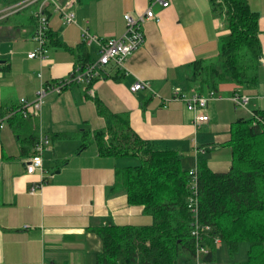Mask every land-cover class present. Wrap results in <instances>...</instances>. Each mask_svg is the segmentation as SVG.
Here are the masks:
<instances>
[{
	"label": "crops",
	"instance_id": "0c3cea01",
	"mask_svg": "<svg viewBox=\"0 0 264 264\" xmlns=\"http://www.w3.org/2000/svg\"><path fill=\"white\" fill-rule=\"evenodd\" d=\"M2 1L0 11L25 0ZM168 1V7L153 6L160 21L144 24L145 43L129 57L126 72L111 63L89 87L94 95L84 85H71L61 94H50L40 111L25 118L20 133L10 120L0 132V264H96L102 243L92 229L151 223L142 206L128 202L125 191L112 190L116 169L128 166L122 157L100 156L95 143L80 151L84 131L106 126L95 98L113 113H127L134 131L152 148L179 153L185 170L194 169L199 160L215 172L231 168V159L216 161L209 152L213 146L231 155L226 143L232 123L264 109V0H249L252 11L260 16L263 48L257 87L221 84L218 98L203 111L209 121L199 127L184 102L171 101L164 107L155 94L170 99L177 87L185 92L180 83L185 84V93L192 94V63L215 58L220 38L229 30L224 19L213 13L210 0ZM151 2L75 0L72 24L64 23L50 4L53 43L48 45L47 60L28 58L36 49L35 5L0 19V115L18 108L22 99L34 101L43 84L77 72V55L70 48L84 42V31L100 38L119 37L126 29L125 15L142 14ZM29 8H34L32 15L23 14ZM87 46L93 62L98 47ZM137 80L148 82L150 88L131 92ZM235 92L250 97L246 108H237L230 100ZM40 134L50 139L42 155L45 171L29 174L26 164L34 146L31 143L23 152L22 144ZM36 186L38 192L31 194Z\"/></svg>",
	"mask_w": 264,
	"mask_h": 264
},
{
	"label": "trees",
	"instance_id": "16d2710c",
	"mask_svg": "<svg viewBox=\"0 0 264 264\" xmlns=\"http://www.w3.org/2000/svg\"><path fill=\"white\" fill-rule=\"evenodd\" d=\"M210 1L213 13L224 19L229 33L220 38L215 58L192 63L191 88L202 94L216 91L223 83L256 88L263 55L259 14L252 11L249 0ZM70 50L77 55L76 70L92 63L84 42ZM94 101L106 126L84 131L80 151L95 143L102 157L137 158L138 164L116 169L112 190L125 191L128 202L142 206L151 219L150 224L141 226L92 229L102 243L96 264H179L182 253L196 259L200 241L210 250L201 261L212 263L217 237L231 255L241 243H249L248 258L239 264H264V109L232 123L226 143L232 151L228 171L215 172L206 161H198V216H194L188 206L192 176L183 168L179 153L152 148L134 131L127 113H113L101 100ZM10 111H16L10 121L20 133L25 117L17 108L3 111V115ZM36 142L37 138L31 137L22 144V151L31 143L35 147ZM197 227L209 230L196 238L192 232Z\"/></svg>",
	"mask_w": 264,
	"mask_h": 264
},
{
	"label": "built area",
	"instance_id": "2783aa9c",
	"mask_svg": "<svg viewBox=\"0 0 264 264\" xmlns=\"http://www.w3.org/2000/svg\"><path fill=\"white\" fill-rule=\"evenodd\" d=\"M75 0H67L65 5H60L56 0H25L18 5L11 6L3 11H0V19L3 17L14 14L27 8L29 6L35 5V20H36V30L33 36V40L38 43V47L28 54L29 59H41L47 60L49 58L48 49V35L50 32V18L48 15L47 8L52 4L61 17L64 23L72 24L75 23V13L72 11ZM159 4L163 7H168L170 5L168 0H152L150 7L142 14L127 13L125 15L126 29L125 32L115 38H100L89 34L84 31V42L87 45L95 44L98 47V58L87 65L82 70L71 74L68 78L60 79L53 84H43L37 92V97L34 101H28L26 99L21 100L20 106L17 111L21 112L25 118L29 117L30 113L38 112L46 103V98L50 94H61L69 86L78 84L87 87L89 94L94 95V92L90 90V86L94 81L101 77L105 68L111 63L115 64L119 70L127 71L126 63L129 57L143 46L145 43L146 35L144 32V24L148 21H160V17L154 12L153 6ZM150 88L148 82L143 80H137L133 85H131L130 90L133 93L140 92L144 89ZM162 100L163 106L166 107L171 101H181L184 102L188 111L194 113V123L196 126H200L203 122L209 121V116L204 114L203 111L206 109L210 100H214L217 97V92L215 90H209L206 93H200L194 91L192 94L188 95L183 92L179 87L175 88L174 95L170 99H164L160 95L155 94ZM230 100L234 103L237 108H246L250 102V97L243 95L240 92H235ZM16 111H10L5 115H0V132L5 128L7 122L15 114ZM50 144V139L48 136L40 134L37 137V142L34 147V154L28 160L26 164V169L29 174L34 173H44L43 164V153L47 146ZM197 167V166H196ZM196 167L190 171L192 176V195L188 200V206L190 211L194 216H198V200H197V170ZM39 187L36 186L31 189V194H36ZM209 227H197L194 229L193 236L200 238L201 232L208 231ZM221 240L217 237L215 243H220ZM210 250L206 244L198 243L196 260L197 264L201 262L203 256L209 254Z\"/></svg>",
	"mask_w": 264,
	"mask_h": 264
},
{
	"label": "rangeland",
	"instance_id": "374dc122",
	"mask_svg": "<svg viewBox=\"0 0 264 264\" xmlns=\"http://www.w3.org/2000/svg\"><path fill=\"white\" fill-rule=\"evenodd\" d=\"M7 1H10V0H7ZM66 2H67V0H65L63 2H58V3L63 6V5H65ZM2 3H3V1L0 0V4H2ZM33 9L34 8H29V9L25 10L23 12V14H28V16H31L33 11H34ZM35 45H36V48H37L38 47V43L35 42ZM180 85L184 89L185 92H188V90L184 86L185 84L180 83ZM188 95H190V94H188ZM252 104L253 103H251L248 108H250V106ZM211 147L214 150L210 151L209 153H210V155L212 153H214V160L220 161V162L230 161V159H231V155L230 154L228 155V154H226L223 151H217L216 147H214V148H213V146H211ZM202 156L205 157L204 155H201V158H202ZM120 160H121V162H123L124 164H126L128 166L136 165V164L139 163L138 159L137 158H133V157H122V158H120ZM181 163H183V161ZM193 167H191V168H193ZM249 247H250V245H249L248 242H243V243L240 244V246L238 248V251L234 255H231L229 253L227 245L225 243H223V242H220V243H218L216 245V250H215V252H216V260L214 262H212V263H205L204 261H201L199 264H239V263H242V262L246 261L247 258H248ZM197 263H198V261L196 259L190 258L186 253H182L181 256H180V263L179 264H197Z\"/></svg>",
	"mask_w": 264,
	"mask_h": 264
}]
</instances>
